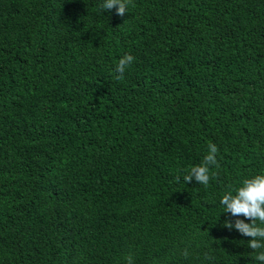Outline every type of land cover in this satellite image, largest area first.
I'll use <instances>...</instances> for the list:
<instances>
[{
  "label": "trees",
  "instance_id": "obj_1",
  "mask_svg": "<svg viewBox=\"0 0 264 264\" xmlns=\"http://www.w3.org/2000/svg\"><path fill=\"white\" fill-rule=\"evenodd\" d=\"M100 2L0 0V264H258L219 199L264 170V0Z\"/></svg>",
  "mask_w": 264,
  "mask_h": 264
},
{
  "label": "clouds",
  "instance_id": "obj_2",
  "mask_svg": "<svg viewBox=\"0 0 264 264\" xmlns=\"http://www.w3.org/2000/svg\"><path fill=\"white\" fill-rule=\"evenodd\" d=\"M129 2L130 0H101L99 11L114 8L116 14L123 16L128 11ZM133 61L131 54H125L119 59L116 71L123 74ZM218 151L217 145L210 143L203 162L192 166L183 177L184 181L195 179L200 184L208 185L211 179L210 168L218 165ZM219 203L222 206L220 212L229 213L233 218L225 220L224 226L250 237L247 240L248 246L255 252V261L264 264V170L244 178L238 185L230 186L220 197ZM129 264H132L131 258Z\"/></svg>",
  "mask_w": 264,
  "mask_h": 264
}]
</instances>
